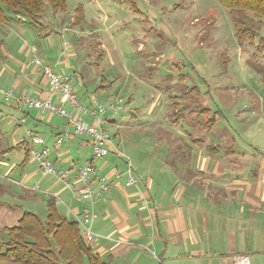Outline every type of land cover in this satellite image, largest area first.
<instances>
[{
  "label": "crops",
  "instance_id": "crops-1",
  "mask_svg": "<svg viewBox=\"0 0 264 264\" xmlns=\"http://www.w3.org/2000/svg\"><path fill=\"white\" fill-rule=\"evenodd\" d=\"M14 23L0 24V87H12L17 94L31 93L52 101L61 100L39 67L33 64L36 55L57 72L75 75L73 86L82 103L91 107L92 100L96 99L106 108L101 127L113 128L106 144L109 151L103 158L93 160L95 171L90 180V185L97 187L98 178L105 177L109 184L107 192L93 200L79 199L72 196L62 180L42 173L47 176L46 188L38 191L45 194L43 198L33 194L35 187H27L25 182L31 178L27 172L18 184L32 191L33 202L41 201L45 205V200L53 197L59 211L63 205L60 213L68 218L73 213L81 217L85 212L91 215L87 225L98 235L92 247L107 264H232V257L237 254H246L249 264H264L263 146L261 151L252 145L238 144L235 138L231 143L212 141L208 133L215 130L223 133L224 126H213L215 120L212 126L204 125L200 130L186 117L185 110L179 120L182 125L171 121L169 127L151 126L163 131L162 135L157 133L147 139L135 137L137 128L139 131L149 128L139 124L132 126L133 129L123 126L121 121L129 116L127 108L119 104L117 110L109 109L117 102L115 97L106 100L103 95L95 96L82 74L70 71L68 60L47 63L48 49L29 45L23 38L19 47L11 43L8 48V29ZM97 87L104 90L106 83L100 81ZM33 110V125H46V135L41 138L55 167L83 164L90 157L88 136L74 134L72 126L60 116L50 113L43 116ZM85 119L89 123L93 121L92 117ZM196 131L202 132L203 139L197 137ZM165 133L170 140L164 138ZM22 145L20 166L24 168L28 160H35L26 153L30 148L28 143ZM126 158L138 177L134 186L125 183ZM4 173L9 171L6 169ZM70 178L74 180L73 175ZM152 248L154 257L149 258L143 250Z\"/></svg>",
  "mask_w": 264,
  "mask_h": 264
},
{
  "label": "rangeland",
  "instance_id": "rangeland-1",
  "mask_svg": "<svg viewBox=\"0 0 264 264\" xmlns=\"http://www.w3.org/2000/svg\"><path fill=\"white\" fill-rule=\"evenodd\" d=\"M65 4L63 13H54L47 6L41 30L27 21H15L6 35L8 48L11 43L17 48L23 38L29 45L48 49L47 63L68 60L70 71L82 74L90 92L106 100L115 97L127 108L129 116L121 123L128 129L138 124L142 128L169 127L173 101L177 100L187 107L186 117L200 130L205 128L204 118L219 111L213 126H224L225 132L208 133L212 141L231 143L235 138L238 144L263 150L264 81L248 60L264 65V48L257 51L264 26L253 42L240 44L227 10L215 0H65ZM78 5L84 20L73 25L70 18ZM100 81L106 83L104 90L97 87ZM192 87L200 94L181 93ZM199 104L207 109L199 111ZM34 112L0 99V149L13 146L0 152V242L5 239L2 227L15 225L23 210H32L42 219L46 216L44 203L33 202L32 191L18 184L29 172L27 187L32 185L37 189L33 194L45 198L38 191L46 188L47 176L37 162L28 160L24 168L20 166L23 142L40 148L32 143L27 130L42 137L47 132L46 125H33ZM22 117L25 121L20 123ZM112 129L105 128L107 133ZM161 132L137 128L133 135L147 139ZM196 135L203 139L202 132L196 131ZM164 138L170 140L167 133ZM6 169L9 174L4 173ZM9 204L17 208L6 206ZM59 209L63 212V205ZM143 251L154 257L153 248Z\"/></svg>",
  "mask_w": 264,
  "mask_h": 264
},
{
  "label": "trees",
  "instance_id": "trees-1",
  "mask_svg": "<svg viewBox=\"0 0 264 264\" xmlns=\"http://www.w3.org/2000/svg\"><path fill=\"white\" fill-rule=\"evenodd\" d=\"M223 6L232 22L238 43L253 42L264 26V0H215ZM134 3V2H133ZM52 12L64 11L65 0H0V24L10 21L24 22L41 30L46 8ZM84 20L81 6L75 8L73 25ZM264 48V37L257 42V51ZM248 63L264 81V65L254 59ZM183 95L197 94L198 88L184 90ZM199 111L207 109L198 105ZM201 106V107H200ZM187 107L173 101L172 122L183 117ZM208 111V110H206ZM219 111L204 118L205 126H212ZM29 156V149L26 150ZM46 216L42 219L37 213L23 210L15 225L3 226L5 239L0 242V261L9 264H107L82 237L78 222L68 218L58 210L53 197L45 200Z\"/></svg>",
  "mask_w": 264,
  "mask_h": 264
},
{
  "label": "built area",
  "instance_id": "built-area-1",
  "mask_svg": "<svg viewBox=\"0 0 264 264\" xmlns=\"http://www.w3.org/2000/svg\"><path fill=\"white\" fill-rule=\"evenodd\" d=\"M32 62L39 67L43 78L51 90L57 93L61 97V100L52 101L48 97H41L31 93L17 94L12 87H0V94L7 102H13L24 108L35 109L40 113L46 112L61 116L72 126L74 134L89 137L91 155L83 164L55 167L49 158L48 148L43 145L41 136L32 133L31 130H27V134L31 136L32 143L40 145L39 149L30 147L29 155L37 162L41 172L43 174L53 175L55 178L62 180L70 190L72 196L79 199L93 200L109 190V184L103 176L98 178L97 187L90 185L91 175L95 171L93 160L103 158L109 151L106 147L109 136L101 127V124L104 122L102 114L106 111V108L99 104L96 99L92 100L91 107L85 106L74 89L73 82L75 78L72 74H61L57 72L51 65L42 62L36 55L33 56ZM118 108V100L115 104L109 106L111 110H117ZM86 117H92L93 121L91 123L87 122ZM24 121L25 117L19 120L20 123ZM72 175L74 180L70 178ZM137 181L138 177L134 173L133 166L130 160L126 158L125 183L126 185L134 186L137 184ZM90 217L91 215H86V212L84 217L74 213L72 214V218L81 227L84 241L92 246L97 240L98 235L92 232L87 225ZM232 264H249L248 256L246 254L234 255L232 257Z\"/></svg>",
  "mask_w": 264,
  "mask_h": 264
}]
</instances>
